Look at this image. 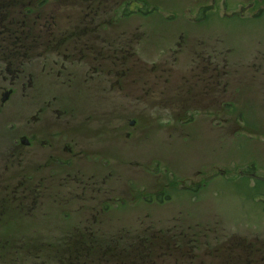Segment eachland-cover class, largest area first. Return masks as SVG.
Instances as JSON below:
<instances>
[{"label": "flooded vegetation", "instance_id": "af4514ba", "mask_svg": "<svg viewBox=\"0 0 264 264\" xmlns=\"http://www.w3.org/2000/svg\"><path fill=\"white\" fill-rule=\"evenodd\" d=\"M122 1L0 0V264H9L5 261L9 258L14 259L12 264H20L23 247L18 243L22 233L14 240L1 230L6 223L19 222L29 206L33 209L34 206H136L140 202L143 206H152L156 202L166 206L171 201V197L162 191L161 197L159 194L152 197L148 184L137 195L119 190V94L122 89L129 92L140 84V80H135L139 70L134 66L142 68L143 74L137 98L142 96L148 100L151 89L149 67L141 66L143 64L132 49V44L139 41L138 34L135 29L120 30L114 19ZM126 1L128 8L126 12L122 11L121 19L128 12L133 13L135 5L131 3L146 0ZM241 1V15L258 20L264 10V0ZM48 3L52 9L40 15L39 10L48 7ZM140 8L136 6V9ZM58 18L64 20V26L55 27L59 28L56 31L54 26L46 27V19L54 24ZM48 33L64 37L54 38L52 43L43 41L41 35ZM198 37L203 39L191 61L194 66L189 86L193 96L192 110L210 115L203 123L207 129H227L230 125L226 116L229 103L221 100L219 94L228 90V58L215 47L216 40ZM175 46L176 51H180L183 42H177ZM239 61L250 74L246 80L254 84L257 93L264 82V47L256 44L251 58L244 61L239 58ZM76 82L79 83L76 94L80 97L83 113L64 107L51 86L61 83L71 88ZM180 87L178 79V90ZM185 92L188 93V89ZM128 96L130 99L135 97ZM147 106L148 102H144L137 112L143 113ZM211 109L217 111L211 115ZM135 123L136 120H129V128ZM130 135L131 129L124 133L126 138ZM209 171L203 179L210 178ZM202 172L192 171V178H187L189 184L186 185L178 181L164 182L163 191L172 188L194 192L201 180L193 181V178ZM175 173L173 171L172 176ZM131 201L133 204H129ZM61 222L68 224L70 221L62 219ZM62 230L63 227L59 236L63 246L53 248L52 255L49 252L36 255L42 260L34 263L97 264L100 258L109 257L114 259L113 264H134L136 258L148 259V264H152L149 260L152 250H146L144 244H139L141 251L131 247L127 252L123 247L93 246L87 240L86 227L82 224H68ZM207 230L210 236H203L208 237L210 264H264V239L249 241L248 253L226 256L227 249L236 244L233 239L238 237L223 238L210 226ZM187 235L180 234L185 245L192 241ZM164 238L167 245L172 242L182 247L181 243L175 242L177 238L169 235ZM189 248L192 249V244ZM178 251L182 249L173 253Z\"/></svg>", "mask_w": 264, "mask_h": 264}, {"label": "rangeland", "instance_id": "374dc122", "mask_svg": "<svg viewBox=\"0 0 264 264\" xmlns=\"http://www.w3.org/2000/svg\"><path fill=\"white\" fill-rule=\"evenodd\" d=\"M241 2L146 0L131 3L135 5L133 13L128 12L121 19L122 11L128 8V1H122L114 19L120 30L135 29L138 34L139 41L132 44V49L141 66L149 67L151 89L148 100L137 98L143 74L142 68L134 66L139 70L135 80H140V84L129 92L122 89L119 94V190L137 195L148 184L152 197L157 194L161 197L164 192L171 201L166 200L169 202L166 206L158 205L159 202L152 206H143L142 202L136 206H34V209L29 206L19 222L6 223L1 230L14 240L22 233L21 242L18 241L23 247L20 264H38L34 262L42 259L36 255L46 252L52 255L53 248L63 246L59 230L63 227V232L68 224L84 225L87 240L93 246L123 247L129 252L131 247L141 251L139 244H144L146 250H152L149 259L152 264H210L208 226L223 238L238 237L233 239L236 246L240 238L243 243L264 239V82L255 93L254 84L246 80L250 74L239 61V58L249 60L256 44L264 47V10L258 20L246 19L240 13ZM49 6L50 3L43 7L47 9H40L39 14L49 12L52 9ZM140 11H145V15ZM56 22L64 26L62 18ZM197 34L216 40L215 47L228 58V90L219 94L221 100L229 103L227 129H207L203 123L210 115L192 110L191 61L203 39ZM177 42H183L180 51H176ZM74 85L69 88L66 84H51L64 107L83 113L76 94L79 83ZM128 94L135 97L130 99ZM144 102H148L146 111L138 113L137 108ZM216 111L211 109V115ZM129 120H136L132 128L128 126ZM129 129L131 135L126 138L124 133ZM208 169L210 178L203 179ZM197 170L203 172L193 178L201 180L194 192L172 188L163 191L164 182L189 184L187 178L191 179V172ZM170 175L172 178L168 179ZM62 219L70 222L62 223ZM184 233L192 240L190 243L186 240L190 246L181 240L180 234ZM206 234L208 237L203 236ZM165 235L179 239L174 240L182 247L172 242L167 245ZM9 240L13 244L11 237ZM178 249L182 251L173 253ZM113 260L102 257L97 264H113ZM5 261L12 264L14 259ZM141 263L148 264V259Z\"/></svg>", "mask_w": 264, "mask_h": 264}, {"label": "trees", "instance_id": "16d2710c", "mask_svg": "<svg viewBox=\"0 0 264 264\" xmlns=\"http://www.w3.org/2000/svg\"><path fill=\"white\" fill-rule=\"evenodd\" d=\"M53 26H54V29L56 31L59 28H55V27H59L61 25H59L56 21L53 24V23H51L50 20H47L46 19V27H51L52 28ZM41 36H42V40L43 41H47V42H51V43L53 42L54 38H55V40H57V38H59V37H62V38L64 37V35H62V34L59 37H56L54 33L42 34ZM1 37H3V36H1ZM1 41H2V39H1ZM239 244L241 246H235L236 244H234V247H231L230 249H227L225 255L226 256L229 255V254H231V255H238L239 253H243L244 251H246L247 253L249 252V248H248L249 244L248 243H243L242 242V243H239ZM244 246H246V247H244ZM236 250H237V252L234 253V251H236ZM183 253H184V250H183ZM143 260H144V258H140V259H137L136 258L134 260L135 261L134 264H142L141 261H143Z\"/></svg>", "mask_w": 264, "mask_h": 264}, {"label": "water", "instance_id": "95a60500", "mask_svg": "<svg viewBox=\"0 0 264 264\" xmlns=\"http://www.w3.org/2000/svg\"><path fill=\"white\" fill-rule=\"evenodd\" d=\"M5 97V96H4Z\"/></svg>", "mask_w": 264, "mask_h": 264}]
</instances>
